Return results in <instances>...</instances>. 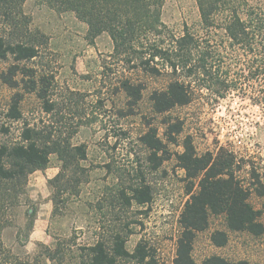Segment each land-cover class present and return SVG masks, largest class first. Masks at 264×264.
<instances>
[{"label": "rangeland", "instance_id": "rangeland-1", "mask_svg": "<svg viewBox=\"0 0 264 264\" xmlns=\"http://www.w3.org/2000/svg\"><path fill=\"white\" fill-rule=\"evenodd\" d=\"M247 3L264 12V0H247ZM41 4L39 0L24 3L25 12L30 16L31 12L37 13L39 24L49 36L52 54H43L41 62L49 61L57 70L56 80L60 86L91 93L87 100L92 104L100 98L103 106L97 104L96 108L103 121L80 126L73 138V142L86 144L84 165L91 169L77 195L62 196L61 214L54 215L51 210V188L46 182L47 176L52 175L51 170L45 177L39 171L31 174L26 195L17 206L1 214L0 261L84 264L89 258L88 247L100 236L109 242L119 233L125 238L124 247L128 252L133 251L138 241L144 240L158 264H174L180 233L178 218L188 198L184 171L176 161L185 137L190 138L197 154L215 153L219 148L234 154L239 164L236 172L250 188L249 202L259 211V221L264 224V195L255 189L259 186L258 180H264V107L250 98L264 88V62L256 67L258 77L247 81V73L252 70L249 64L255 58L253 54L244 53L236 46L228 47L221 28L208 31L202 28L196 0H164L161 19L171 33L182 34L186 25L197 36H209L210 44L221 51L228 79L239 88L224 98L215 99L199 83H193L194 96L190 103L157 113L152 109L150 94L165 89L170 78L166 74L138 73L136 77L142 82L141 98L131 114L120 117V109L127 112L128 100L124 92L113 87L120 74L107 73L103 87L97 91L102 78V59L107 60V66L116 64V59L108 57L112 47L108 34L101 33L90 43L86 24L72 11L57 13ZM32 26L35 27L33 22ZM10 62V59L0 60V73ZM17 90L0 84L4 110ZM40 106L34 93L24 94L20 102L24 117L35 121L47 118ZM64 118L70 122L69 115ZM19 126L20 123L12 124V136L17 135ZM169 126L173 142L165 135ZM177 127L180 128L178 133L174 132ZM149 129L155 130L164 146V152L157 155L166 158L155 169L147 159L148 148L139 140ZM50 161L58 164L54 154ZM142 178L152 193L148 204L132 203L127 207L114 197L113 190L119 184L127 186ZM224 218L223 214H209L207 226L195 233L191 250L194 261L201 264L205 258L218 255L229 261L264 264V232L254 236L247 231L228 230ZM216 230L226 232L227 240L222 246H215L210 239ZM124 261L137 264L131 259Z\"/></svg>", "mask_w": 264, "mask_h": 264}, {"label": "trees", "instance_id": "trees-1", "mask_svg": "<svg viewBox=\"0 0 264 264\" xmlns=\"http://www.w3.org/2000/svg\"><path fill=\"white\" fill-rule=\"evenodd\" d=\"M25 1L0 0V60H11L0 73V84L18 89L11 95L5 110L0 102V216L7 208L18 205L27 193L29 175L44 170L53 154L58 161V171L47 179V184L51 188L52 213L61 214L62 196L77 195L91 169L84 165L86 144L73 142V138L80 126L103 121L96 108L97 104L103 106L100 98L92 104L87 100L91 93L60 86L56 80L57 70L49 61L41 62L43 54H52L49 36L32 26L31 16L24 10ZM39 1L57 13L72 11L86 24L90 43L102 32L108 34L112 43L108 57L116 59V64L107 66V60L102 59V78L97 91L103 87L107 73L120 74L113 87L128 98L127 112L120 109V117L131 114L141 98L142 82L136 77L138 73L166 74L170 78L165 89L150 94L152 109L157 113L190 103L194 96L193 83H199L215 99L224 98L239 88L228 79L221 51L210 44L209 36H197L186 25L182 34L171 33L161 19L164 0ZM196 4L202 28L206 31L221 28L228 47L236 46L254 55L246 80L256 79V67L264 62V12L249 6L247 0H196ZM26 93H34L39 99L41 112L47 117L45 121L24 117L20 102ZM250 98L264 107V88ZM85 103L90 106H81ZM65 115L70 116V122ZM13 123H20L16 136L10 131ZM168 130L171 126L166 127V137L175 141ZM179 131L178 127L174 130ZM139 140L149 150L147 159L153 163L152 168H157L166 158L157 155L164 152V146L155 130L149 129ZM181 146L176 161L184 171L188 198L178 218L180 233L173 263L197 264L191 255L193 239L196 232L207 226L209 214H223L228 230L247 231L254 236L262 234L264 224L259 221V211L249 202L250 188L236 172L239 164L234 154L223 148L215 153L197 154L189 137L183 139ZM105 166L109 169V165ZM258 185L256 191L264 195V180H258ZM113 192L127 207L132 203L145 205L152 199L150 187L143 178L127 186L119 184ZM2 227L0 223V231ZM130 231L128 229L127 233ZM210 239L215 246H222L227 240L226 232L216 230ZM124 242L125 238L119 233L109 242L100 236L88 247L89 258L84 264H126L124 259L137 264H158L144 240L138 241L132 252L125 249ZM0 264L35 263L15 260L12 263L0 261ZM201 264L251 263L211 255Z\"/></svg>", "mask_w": 264, "mask_h": 264}, {"label": "crops", "instance_id": "crops-1", "mask_svg": "<svg viewBox=\"0 0 264 264\" xmlns=\"http://www.w3.org/2000/svg\"><path fill=\"white\" fill-rule=\"evenodd\" d=\"M41 5H43V4H41ZM31 16H32L31 19H32V22H33L34 26L37 27L38 29H40L42 32L46 33V31H44V28L42 27V25L39 24L38 14L37 13L35 14V13L31 12ZM102 33H106V32H102ZM111 45H112V43H111ZM111 50H112V47H111ZM48 170H51L52 171V175L51 176H47V179L53 177L57 173V171H58V164H55V163L52 164L51 161H49V164L47 165V167L44 170H36L33 173H36L37 171H39L40 175H42V176L45 177L44 174H47ZM33 173H31V174H33ZM31 174L29 175V177L31 176ZM29 177H28V181H29ZM46 182H47V180H46Z\"/></svg>", "mask_w": 264, "mask_h": 264}]
</instances>
